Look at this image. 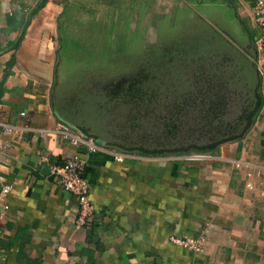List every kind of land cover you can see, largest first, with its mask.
Wrapping results in <instances>:
<instances>
[{
  "label": "crops",
  "instance_id": "1",
  "mask_svg": "<svg viewBox=\"0 0 264 264\" xmlns=\"http://www.w3.org/2000/svg\"><path fill=\"white\" fill-rule=\"evenodd\" d=\"M253 2L195 0L198 9L231 12L255 35ZM64 7V0H0V189L11 188L0 264H264V76L262 106L211 159L123 151L119 141L71 121L72 109L53 108ZM58 122L88 129L127 158L119 163L59 136H38ZM75 155L86 162L94 204L80 228L77 200L49 171ZM236 160L245 165L235 168ZM189 239L201 240V250L181 244Z\"/></svg>",
  "mask_w": 264,
  "mask_h": 264
},
{
  "label": "rangeland",
  "instance_id": "2",
  "mask_svg": "<svg viewBox=\"0 0 264 264\" xmlns=\"http://www.w3.org/2000/svg\"><path fill=\"white\" fill-rule=\"evenodd\" d=\"M77 1L80 10L70 20L69 32L79 34L85 45L80 32L93 31L95 47H88L93 57L84 49L76 59H69L60 70V82L55 73L52 94L53 108L55 103L59 109H72L71 121L85 122L87 116L101 138L120 143L145 148L186 146L225 136L227 127H233L239 113L251 105L247 73L239 74L228 50L202 52L200 42L170 41L161 45L159 60L151 59L158 27L177 23L185 34L188 19L207 14L221 20L228 11L198 9L193 0ZM112 24L114 35L107 45L104 36ZM224 28L231 31L232 26ZM124 29L129 32L128 41ZM137 31L143 49L135 48ZM180 45L192 51L183 57V49L176 48ZM172 61L174 65L164 64ZM151 64L157 65L150 68Z\"/></svg>",
  "mask_w": 264,
  "mask_h": 264
},
{
  "label": "built area",
  "instance_id": "3",
  "mask_svg": "<svg viewBox=\"0 0 264 264\" xmlns=\"http://www.w3.org/2000/svg\"><path fill=\"white\" fill-rule=\"evenodd\" d=\"M251 24L252 29L255 32L254 46L256 50L255 65L263 79L264 76V0H254L252 5L251 14ZM21 117L25 116L24 112L20 113ZM4 132L6 134H11L13 131L12 126L4 125ZM39 137H44L45 135L59 136L61 139L69 143L71 146L76 148H82L87 153H98L105 152L111 154L116 162L122 163L125 158H127L128 152H117L115 149H110L102 146L99 141L95 140L91 136H86L82 132L74 129L65 122H58L55 124L54 128L48 130H37ZM210 153H193L187 154L183 159L188 161H203L206 159H211ZM235 168H241L245 163L241 161H232ZM248 165V164H247ZM86 162L83 158L75 155L67 160L64 164L60 166L50 165V174L54 175L58 179V183L61 188L70 193L78 203L77 216L75 219V227H83L94 212V204L89 195V183L87 182L85 174ZM251 189V185H247ZM10 187H2L0 189V219L4 216L5 212L8 210L9 206L6 202V196L10 192ZM177 242L178 240H174ZM180 243V242H179ZM184 247L191 249L193 251L201 250L202 241H197L194 239L185 240L181 243Z\"/></svg>",
  "mask_w": 264,
  "mask_h": 264
},
{
  "label": "trees",
  "instance_id": "4",
  "mask_svg": "<svg viewBox=\"0 0 264 264\" xmlns=\"http://www.w3.org/2000/svg\"><path fill=\"white\" fill-rule=\"evenodd\" d=\"M65 2V7H64V11L63 14L60 16V19L58 21V57H59V63L56 67V77L57 80L60 82L59 79V73L61 68L63 67V65L65 63L68 62L69 59H76L75 57L77 56L76 54L79 52H82V50L86 49V51L88 52V57H93L92 53L89 52L91 51L90 49H88L89 45L93 48L95 47V37L94 34L92 33L93 31L91 30L90 32H86V31H82L80 32V35H82L83 40L85 39V45H82V40L78 39L79 34H74V33H70V29H69V22L70 20L73 19V17L75 16V13H79L80 10V2L77 0H64ZM193 2H195V0H193ZM84 3V2H82ZM201 8V7H200ZM202 10H206V8H201ZM223 13H228L226 12H220V14ZM198 17L196 19H188L183 27L186 25V32L187 33H183L180 30L182 29V26L179 24L177 25V23H173L172 26H165L162 25L160 27H158L157 29V40H156V45L153 46L152 52H153V57H151V59L154 60H159L160 58V47L163 43H171L170 41H172L173 43H179L181 41H186L188 43H192L193 41L196 42H200L202 49H205L207 47V43L209 42H214V38L217 37L216 34H214L211 30V28L209 27V24L207 22L208 19L213 20L216 22V24L221 27L223 30H225L224 26H232L231 31H226L230 36L233 37V41H235L236 43H239L240 46H245L247 44V38L244 36V34H242L241 29L238 25V20L231 14V12L228 13L227 17L225 15H222L223 19L220 20V18L218 17H212V16H206V18L197 15ZM223 22H226L223 23ZM179 26V27H178ZM93 28V26H91ZM111 27V26H110ZM113 27L114 25L112 24V27L105 33L104 36V40L106 43H108L107 45L111 44V39L114 35V31H113ZM128 29H124L123 31V35H124V40L128 41L129 40V32L127 31ZM85 34H89L87 35L88 39L84 38ZM136 35L134 36L133 41L135 42V48L138 46H141V49H143V41L139 34V32L137 31L135 33ZM185 42V43H186ZM180 44V43H179ZM178 44V45H179ZM185 48H183L182 45H180L179 47L176 46V48L178 49H183V57L185 55V53L192 51L191 47H187L186 45L184 46ZM77 51V52H76ZM86 52V53H87ZM192 54V53H191ZM86 56V55H85ZM77 63V61H76ZM167 66H171L174 65V62H166L164 63ZM157 64H151L150 68L155 67ZM242 65L243 68L245 69V72L247 73L246 77H247V83L249 86H254L256 79H255V74L253 72V70L250 68V65L244 61H242ZM144 68V67H142ZM67 85V84H66ZM55 108L54 109H59V107H57V105L54 103ZM85 122L81 121L79 122L80 124H83L86 126H90V124H88L89 119H87V116L84 117ZM85 123V124H84ZM85 126V127H86Z\"/></svg>",
  "mask_w": 264,
  "mask_h": 264
},
{
  "label": "flooded vegetation",
  "instance_id": "5",
  "mask_svg": "<svg viewBox=\"0 0 264 264\" xmlns=\"http://www.w3.org/2000/svg\"><path fill=\"white\" fill-rule=\"evenodd\" d=\"M206 18V16H204ZM209 27L211 28L212 32L217 35L216 38L213 37L214 42L207 43V47L205 49H202L201 45L198 49V51H205L211 49V51L215 52H222L225 53L226 50L230 51L231 54L234 56V59L236 60V69L239 70L240 73H246L244 72L245 69L241 71L240 67H243L242 61L245 60L250 65V68L253 70L255 74L256 82L254 86H247V94L250 96L251 105L248 109H243L239 113L237 117L239 119L235 121V124L233 127H227V129L224 131L226 133L225 136L217 138V136H214L213 139L208 140L205 143L197 144V143H188V145H168V146H150V148L140 147V145H134V143H128L122 142L120 143L121 148L123 150H128L131 153H143V154H167V155H176L179 157H184L187 154H193V153H215V150L219 145L224 143L227 140L235 139L241 135V132L245 125L250 120L251 114L258 109L260 106L261 100H260V92H261V82L262 77L260 76L256 65H255V59H256V50L254 46V38L255 36L253 34L247 31H245L244 27L241 22L238 20V25L241 29L242 34L247 38V44L245 46H240L239 43H236L233 40H230L227 38L226 34L220 33L219 31H224L221 27H219L216 22L213 20L208 19L207 20ZM219 30V31H218ZM227 33V32H226ZM199 55V52H197ZM227 54V53H226ZM259 93V94H258ZM238 122V123H237ZM211 147V148H210Z\"/></svg>",
  "mask_w": 264,
  "mask_h": 264
},
{
  "label": "water",
  "instance_id": "6",
  "mask_svg": "<svg viewBox=\"0 0 264 264\" xmlns=\"http://www.w3.org/2000/svg\"><path fill=\"white\" fill-rule=\"evenodd\" d=\"M261 97V96H260ZM261 100V99H260ZM76 130L82 132L84 135L86 136H91L93 137L95 140L98 141V137H96L95 135H92L91 133H89L88 129H84V127L81 126H75L74 127ZM119 148H121V146H118ZM211 148V147H210ZM122 149V148H121ZM123 151H128V150H123Z\"/></svg>",
  "mask_w": 264,
  "mask_h": 264
}]
</instances>
